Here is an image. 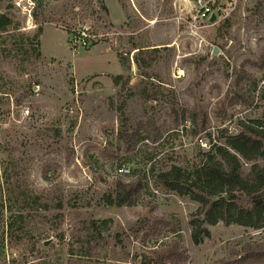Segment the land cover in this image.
<instances>
[{
    "label": "rangeland",
    "instance_id": "rangeland-1",
    "mask_svg": "<svg viewBox=\"0 0 264 264\" xmlns=\"http://www.w3.org/2000/svg\"><path fill=\"white\" fill-rule=\"evenodd\" d=\"M192 2L0 0L22 32L42 28L39 57L0 56V202L8 184L50 205L23 212L21 237L4 233L1 212L0 264H159L153 250L165 241L179 254L164 264H264V228L205 224L194 242L198 203L159 178L173 164L193 169L205 131L223 142L238 121L264 120V0H213L214 20L196 29ZM81 32L84 48L74 44ZM190 110L205 115V131ZM144 123L158 129L155 142L140 139ZM137 129L125 150L118 133ZM137 179L133 204L106 203L117 181ZM107 218L105 239L86 246L85 226Z\"/></svg>",
    "mask_w": 264,
    "mask_h": 264
},
{
    "label": "trees",
    "instance_id": "trees-1",
    "mask_svg": "<svg viewBox=\"0 0 264 264\" xmlns=\"http://www.w3.org/2000/svg\"><path fill=\"white\" fill-rule=\"evenodd\" d=\"M41 26L29 35L14 25L11 16L0 11V56L22 54V62L30 57H39V35ZM245 76L239 73L238 80ZM120 75L114 76L117 82ZM3 84V83H2ZM1 88V86H0ZM1 90V89H0ZM4 93V91H0ZM237 95L245 98L246 93L237 88ZM190 124L195 132L206 130L205 115L199 111L190 110L188 114ZM146 132L140 139L155 142L161 135L152 124L142 125ZM236 133H224L223 142L215 141L209 131H205L208 138V149L200 151L198 161L191 171L186 172L179 165H171L170 169L160 171L159 178L165 188L177 191L179 194H188L190 199L198 203L197 227L192 232L194 242L199 241L200 235L207 236L208 229L205 224L214 225L222 222L224 225L237 224L249 228H264V120L259 118L238 121ZM138 129L133 131H120L118 139L125 144V150L133 148L139 140ZM247 166V167H244ZM152 170V167L150 168ZM8 182L9 179L5 178ZM7 184V183H6ZM143 187L140 180L127 183L116 182L113 195H107L105 201L110 205L133 204L136 194ZM7 201L0 202V214L3 210L9 212L5 223L6 235L11 237L26 236V215L29 209H47L50 207L46 201L34 195L21 186H8ZM111 219H92L84 228L86 246L91 243H101L104 233L110 227ZM177 231L174 230L173 233ZM3 236V231L2 235ZM153 250L154 258L159 264L165 260H172L179 254L176 241L159 242ZM262 245V244H261ZM259 246V254L264 255V246ZM88 250H82L81 255H87Z\"/></svg>",
    "mask_w": 264,
    "mask_h": 264
},
{
    "label": "built area",
    "instance_id": "built-area-1",
    "mask_svg": "<svg viewBox=\"0 0 264 264\" xmlns=\"http://www.w3.org/2000/svg\"><path fill=\"white\" fill-rule=\"evenodd\" d=\"M212 6L213 0H193L192 11L189 14L188 26L190 28L192 27L196 29L198 26H200V23L209 21L211 15L213 14ZM74 44L75 47L78 48L86 47L88 45L87 35L84 32H81V35L74 40ZM73 50H76V48ZM23 113L27 115L28 109H23Z\"/></svg>",
    "mask_w": 264,
    "mask_h": 264
},
{
    "label": "water",
    "instance_id": "water-1",
    "mask_svg": "<svg viewBox=\"0 0 264 264\" xmlns=\"http://www.w3.org/2000/svg\"><path fill=\"white\" fill-rule=\"evenodd\" d=\"M209 20H210V21H213V20H214V14L211 15V17H210ZM213 52L216 53V51H213Z\"/></svg>",
    "mask_w": 264,
    "mask_h": 264
}]
</instances>
